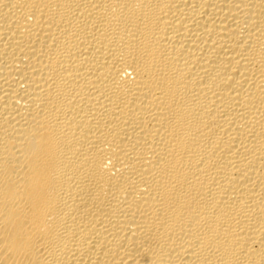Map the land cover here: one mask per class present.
I'll use <instances>...</instances> for the list:
<instances>
[{
	"label": "bare ground",
	"instance_id": "1",
	"mask_svg": "<svg viewBox=\"0 0 264 264\" xmlns=\"http://www.w3.org/2000/svg\"><path fill=\"white\" fill-rule=\"evenodd\" d=\"M0 264H264V0H0Z\"/></svg>",
	"mask_w": 264,
	"mask_h": 264
}]
</instances>
